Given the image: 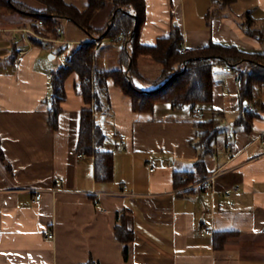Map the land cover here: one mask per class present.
I'll use <instances>...</instances> for the list:
<instances>
[{
    "label": "crops",
    "instance_id": "0c3cea01",
    "mask_svg": "<svg viewBox=\"0 0 264 264\" xmlns=\"http://www.w3.org/2000/svg\"><path fill=\"white\" fill-rule=\"evenodd\" d=\"M13 1L28 10L46 8L38 0ZM66 1L85 9L88 0ZM145 2L142 44L155 45L177 24L190 50L213 41L264 52V41L246 34L243 24L250 12L255 28L264 31V0ZM113 9L109 3L99 10L92 27L104 30ZM66 21L70 28L61 23L63 36L40 45L24 31L34 29L28 13L0 7V264H264V86L255 89L257 105L247 103L257 112L247 131L235 124L244 116L235 70L216 68L213 105L201 113L166 102L151 112H137L131 98L109 79L110 106L101 120L95 117L106 136L104 148L114 154V175L98 182L94 157L78 149L83 112L90 105L76 88L77 72L65 81L58 127L48 122L49 81L56 69L49 47L63 50L67 60L79 44L92 40ZM102 46L103 41L98 51ZM120 57L109 58L112 65L106 67L97 54L96 66L118 68ZM149 59H141L140 68L153 78L159 69ZM247 66L241 62L239 67ZM213 116L222 118L223 130L214 142L215 153L205 158L210 175L204 182L183 185L176 173L194 172L201 158L196 122ZM60 180L62 186L53 193ZM39 190L43 194L37 204ZM120 225L133 236L126 257L115 235ZM202 229L212 234L202 235ZM49 230L54 239L46 238ZM224 232L234 234L216 249Z\"/></svg>",
    "mask_w": 264,
    "mask_h": 264
},
{
    "label": "trees",
    "instance_id": "16d2710c",
    "mask_svg": "<svg viewBox=\"0 0 264 264\" xmlns=\"http://www.w3.org/2000/svg\"><path fill=\"white\" fill-rule=\"evenodd\" d=\"M45 5V10H31L34 30L45 37H57V29L61 20H70L92 38L91 41L79 44L67 58L66 65L54 69L50 75L49 86L51 95L49 101V125L58 127L61 103L66 99L65 81L71 73L80 76L78 88L87 104L93 105L95 114L108 109L110 106L108 94V80L113 79L123 92L132 100L133 109L137 112H151L158 102H166L174 109L190 107L194 112L197 108L211 107L214 100L215 70L217 67L230 66L239 74V96L241 116L235 124H240L250 131V123L257 116L256 109H247L248 102H255V89L264 86V52L246 51L232 44L210 42L207 46L192 49L183 54L184 34L180 25L172 24L167 37H161L155 45L142 44L140 34L146 22L145 0H88L85 9L66 0H38ZM235 0H224V4ZM113 3L114 9L108 26L98 31L92 27L95 14ZM0 7L12 11L27 13L22 4L13 0H0ZM136 17V18H135ZM36 20H42L43 26H38ZM256 19L250 12L245 14L244 31L264 41V31L255 28ZM123 36V49L119 67L111 70H100L96 66L98 47L100 42L108 38L118 42ZM31 41L44 45L45 40L30 35ZM127 45V46H126ZM18 54V51L16 52ZM150 58L160 65L158 75L149 78L141 72L140 60ZM131 62L129 71L127 69ZM241 62H247V68L239 67ZM131 80V83H130ZM143 83L149 86L145 87ZM222 113L219 114V117ZM198 146L201 158L196 164V170L189 173H176L175 179L183 178V185L204 182L210 175L205 158L215 153L214 142L222 132V118L217 116L209 120L197 121ZM106 136L101 126L93 118L89 109L84 110L78 149L80 152L93 156L95 159V175L98 182H109L114 175V154L104 148ZM0 156H2L0 143ZM234 233H220L222 239L216 243V249L224 248L227 238ZM117 239L123 243V254L127 255L129 243L133 240L124 226L115 229ZM85 264H96L90 261Z\"/></svg>",
    "mask_w": 264,
    "mask_h": 264
},
{
    "label": "built area",
    "instance_id": "2783aa9c",
    "mask_svg": "<svg viewBox=\"0 0 264 264\" xmlns=\"http://www.w3.org/2000/svg\"><path fill=\"white\" fill-rule=\"evenodd\" d=\"M36 24H37L38 26H40V27L43 26V22H42V20H37V21H36ZM24 31H25L26 33L33 34L34 36H36V37H40V38H41V36H40L39 34H37L36 32L32 31L31 29H25ZM64 34H65V30H64V28H63L62 26H59L58 29H57V35H58V38H60V37L63 36ZM47 41H49V39H47ZM119 41H123V36H122V35L119 37ZM98 45H99V42L96 41V46H98ZM188 52H190V48L187 47V46L184 44V45L182 46V48H181V53L186 54V53H188ZM66 63H67V60L65 61L64 65H66ZM223 70L226 71V72H232V71H233L232 68H231L230 66H225V67H223ZM79 87H80V84H79V83L76 84V88L78 89ZM252 108H253V107H252L251 104H247V109L251 110ZM89 110H90V112H91V114H92V117L95 118V109H94V106H93V105H90ZM196 112H197V113H201V112H203V110H202V108H197ZM260 140H261V142H262V146H263V148H264V132H262V133L260 134ZM126 141H127V137H126L125 135H122V136H121V145H122L123 147L126 146V143H127ZM227 147H228V150H230V145L227 146ZM78 156H79V157H82V156H84V154H83V153H80ZM151 170H153V168H151ZM213 178H214V176H212L210 179H208V181L211 180V179H213ZM62 184H63V180H60L59 182H57V184H56V185H57V188L52 189V192H53V193H56V192L59 190V188L62 186ZM205 188H206V190L210 189V188H211V184H210L209 182H207V184H205ZM127 189H128V186L125 185V186L123 187L122 194H126V193H127ZM235 189H237V188H235ZM42 194H43V191H42V190H39L38 192L35 193L34 198H35V202H36L37 204H39V203L41 202ZM226 197L228 198L229 195L226 194ZM201 234H202V235H211V234H212V230H210V229H202V230H201ZM54 237H55V234H54V231H53V230H49V231L46 233V238H47V239H54Z\"/></svg>",
    "mask_w": 264,
    "mask_h": 264
},
{
    "label": "rangeland",
    "instance_id": "374dc122",
    "mask_svg": "<svg viewBox=\"0 0 264 264\" xmlns=\"http://www.w3.org/2000/svg\"><path fill=\"white\" fill-rule=\"evenodd\" d=\"M30 11L31 10H28L27 13L28 12L30 13ZM61 23L65 26V28H70V25H68L66 20H61ZM31 30L36 32L37 34H39L36 30H34V29H31ZM39 35L41 36V39H44L45 43H47V44L51 40H55L57 38V37H45V36H42L41 34H39ZM32 36H34V35L32 34ZM34 37H36V36H34ZM36 38H40V37H36ZM47 39H49V41H47ZM102 41H103V46L99 49L97 54H98L99 58H101V59L105 58L104 61L106 62L105 63L106 67H111L110 65H112V64L109 61H107V60L109 58H111V57H115V55L118 58L122 54L123 42H121V41L113 42V41H111L108 38H104ZM97 47H99V45ZM63 48H66V44L63 45ZM48 50H51V52L56 56V58L53 60L56 63V68H59L61 65H63L65 63V61H66L65 59L66 58H65L64 55H62L63 50H60L56 46H54L53 48L49 47ZM149 60H152V59H149ZM152 62L154 64L153 66H156L158 69H160L159 63H157L154 60H152ZM147 74L150 75V76L154 75L153 72H151V71L148 72ZM50 95H51V89H50ZM105 111L101 112L100 114H96L98 120H101L103 118V114L105 113Z\"/></svg>",
    "mask_w": 264,
    "mask_h": 264
},
{
    "label": "water",
    "instance_id": "95a60500",
    "mask_svg": "<svg viewBox=\"0 0 264 264\" xmlns=\"http://www.w3.org/2000/svg\"><path fill=\"white\" fill-rule=\"evenodd\" d=\"M136 18V17H135ZM113 19V18H112ZM112 19H111V21H112ZM127 46V45H126ZM130 65H131V62H130V64H129V67H128V69H127V72L129 71V68H130ZM130 83H131V80H130Z\"/></svg>",
    "mask_w": 264,
    "mask_h": 264
}]
</instances>
